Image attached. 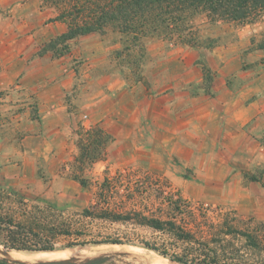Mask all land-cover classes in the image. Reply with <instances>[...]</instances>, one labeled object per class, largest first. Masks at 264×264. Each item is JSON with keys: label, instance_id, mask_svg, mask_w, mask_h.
<instances>
[{"label": "rangeland", "instance_id": "1", "mask_svg": "<svg viewBox=\"0 0 264 264\" xmlns=\"http://www.w3.org/2000/svg\"><path fill=\"white\" fill-rule=\"evenodd\" d=\"M49 5L46 0H0V202L18 221L40 223L42 235L28 236L30 247L47 245L56 225L54 233L62 234L48 251L90 249L113 244L96 241L119 239L136 249L110 254L102 264H142L151 255L173 261L170 256L178 249L167 232L135 220L80 215L96 201L105 180L112 187L102 205L124 217L140 210L167 219L172 188L207 222L227 219L243 229L250 219L264 221V162L240 168V179L223 180L220 168L209 167L225 153L220 142L214 146L191 125L162 130L152 119L156 106L172 107L175 121L186 107H218L229 89L264 79V14L240 23L212 22L198 13L192 23L201 46L147 37L145 57L136 67L134 57L124 53L126 35L114 27L58 40L67 24ZM92 128L108 134L105 156L82 167L78 158L81 146L88 145L85 130ZM231 161L226 162L231 166ZM78 230L83 231L79 236ZM144 242L166 248L167 255ZM6 248L0 242V261L8 263L20 260L14 250L36 252L7 248L9 255ZM76 256L79 261L91 257Z\"/></svg>", "mask_w": 264, "mask_h": 264}, {"label": "trees", "instance_id": "2", "mask_svg": "<svg viewBox=\"0 0 264 264\" xmlns=\"http://www.w3.org/2000/svg\"><path fill=\"white\" fill-rule=\"evenodd\" d=\"M46 1L50 4L49 6L57 10L58 20L67 24V30L58 37V40L66 41L81 35L105 31L107 27H114L126 35L124 53L134 57L136 67L140 66L145 57L147 37L160 35L173 43L190 47L201 46L204 41L198 31L194 30L192 23V17L198 13H205L212 22L240 23L253 22L264 14V0ZM260 47H264V42L260 44ZM1 104L0 99V106ZM85 133L88 145L81 146L82 152L78 158L82 167L91 165L105 156L104 145L108 138V134L102 129L99 135L93 128L85 130ZM80 182L83 185L86 184L83 179H80ZM111 187L112 185L105 180L96 195V201L85 208L80 215L91 219L111 216L114 221L135 220L139 225L167 232L171 236L172 246L178 249L174 252L176 254L170 256V259L180 264H264V221L253 222L250 219L251 224L243 229L235 227L227 219L221 223L207 222L204 216L200 219L192 204L172 188L167 197L169 209L167 219L157 216L148 217L140 210L124 217L120 215L121 213L108 212L102 205L105 192ZM40 226V223L34 221L30 223L18 221L12 211L0 202V238L2 237L0 242L5 247L27 251L53 250L54 240L62 234L60 231H57V235L54 233L57 229L56 225L50 229L53 236L49 237L47 245L38 248L30 247L28 236H41V231L37 229ZM203 226H206L205 230ZM61 227L63 226H58V229ZM78 232V236L83 233L79 230ZM208 235L211 236L208 237ZM241 240L243 245L239 243ZM96 243L122 244L123 242L113 239L96 241ZM76 244L78 243H71L69 246ZM144 244L163 255L168 253L166 248L161 251L147 242ZM0 264L22 263L0 261Z\"/></svg>", "mask_w": 264, "mask_h": 264}, {"label": "crops", "instance_id": "3", "mask_svg": "<svg viewBox=\"0 0 264 264\" xmlns=\"http://www.w3.org/2000/svg\"><path fill=\"white\" fill-rule=\"evenodd\" d=\"M220 98L223 99V103L218 107L215 105L186 107V110L180 112L181 115H177L175 121L172 107L156 106L152 119L160 121L159 128L162 130H171L174 124L185 129L191 125L201 131L200 136L211 139L214 146L217 141L220 142L221 146L225 147L220 153H225L221 159L210 161V169L220 168V178L223 180L230 175L233 179H240V168L250 170L264 162V79L258 78L256 82L240 90L229 89ZM183 116L185 117L182 118ZM151 154L153 155V152ZM228 158L232 160L231 166L226 162ZM205 160L203 157L202 163ZM253 184L254 182L250 185L255 186ZM258 200L251 199L256 204Z\"/></svg>", "mask_w": 264, "mask_h": 264}, {"label": "bare ground", "instance_id": "4", "mask_svg": "<svg viewBox=\"0 0 264 264\" xmlns=\"http://www.w3.org/2000/svg\"><path fill=\"white\" fill-rule=\"evenodd\" d=\"M136 247L121 244H102L92 248H74L66 252H53V251H36V252H15L14 256L23 262L36 263L40 261L58 260V259H70L76 258V254H86L87 256L93 255H110L116 253H126V251H134ZM139 249V248H138ZM12 251V250H11ZM11 255L10 251L7 252ZM139 253V252H138ZM132 255V253H131ZM81 256V255H80ZM144 257V256H143ZM142 257V258H143ZM142 264H178L168 259L158 256H148L143 258ZM142 261V260H141Z\"/></svg>", "mask_w": 264, "mask_h": 264}, {"label": "water", "instance_id": "5", "mask_svg": "<svg viewBox=\"0 0 264 264\" xmlns=\"http://www.w3.org/2000/svg\"><path fill=\"white\" fill-rule=\"evenodd\" d=\"M6 252L8 249H5ZM48 251V250H47ZM109 259L108 255L104 256H93L84 261H79L77 258L70 259H58V260H49V261H40L36 263L22 262L20 260L15 261L14 263H22V264H102L106 260ZM173 262V261H172ZM180 264V263H178Z\"/></svg>", "mask_w": 264, "mask_h": 264}]
</instances>
